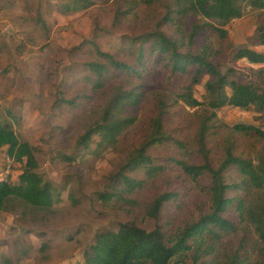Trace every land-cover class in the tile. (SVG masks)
Returning <instances> with one entry per match:
<instances>
[{"label":"rangeland","instance_id":"obj_1","mask_svg":"<svg viewBox=\"0 0 264 264\" xmlns=\"http://www.w3.org/2000/svg\"><path fill=\"white\" fill-rule=\"evenodd\" d=\"M70 1L0 0V119L33 148L36 171L53 187L54 198L49 208L15 198L0 210V264H84L83 252L96 234L116 231L122 223L148 231L158 226L170 245L184 225L211 210L209 172L193 179L177 163L201 164V140L212 168L225 157L229 141L234 155L264 169V109L209 108L206 83L214 82L213 76L202 69L194 81L198 65L173 72L166 54L150 51L159 30L176 41L180 53L207 47L210 62L228 81L262 86L264 64L234 54L243 47L264 53L257 37L264 10L245 4L243 15L226 23L173 11L170 21L165 16L176 7L174 0H92L88 8L65 10ZM110 58L135 72L115 68ZM92 64L103 66L101 73ZM127 90L139 92L140 101L121 104L113 116L132 122L113 142L93 134L86 146L80 144L86 130L102 121L111 98ZM188 90L197 104L184 101L181 94ZM159 100L165 102L161 128L171 139L146 149L158 167L154 173L147 166L123 171L140 184L127 190L119 171L151 134ZM207 116L208 128L201 132ZM236 124L260 133L237 130ZM23 164L8 157L4 147L0 176L17 181ZM223 175L226 183L238 185L227 190L232 203L223 214L236 230L215 229L207 237L210 247L197 253L192 244L172 259L174 264H228L234 255L240 259L236 264H264L255 220L237 208L241 200L246 210L264 214V184L249 181L235 165ZM162 193L172 195L156 217L149 215Z\"/></svg>","mask_w":264,"mask_h":264},{"label":"trees","instance_id":"obj_2","mask_svg":"<svg viewBox=\"0 0 264 264\" xmlns=\"http://www.w3.org/2000/svg\"><path fill=\"white\" fill-rule=\"evenodd\" d=\"M176 7L169 8L165 19L172 21V12L184 14L189 11L199 14L206 20L220 21L226 23L232 19L240 18L244 13L245 4L253 9L264 10V0H174ZM93 5L92 0H71L63 5L65 10H78L88 8ZM220 36H224V31L216 27ZM259 43L264 45V24L257 28ZM176 41L168 38L163 32L157 30L152 36L150 51H159L168 56L173 72L184 73L190 64L198 65L195 72L194 81L200 75L202 69L215 78V81H208L206 88L211 93V98L207 105L211 109H217L225 105L248 108L253 106L256 110L264 109V78L262 86L249 83H238L234 80L228 81L224 75L219 74L216 67L210 62V51L204 47L199 53H180L177 49ZM235 58H245L250 63L264 64V53L250 48H239L235 52ZM143 52L138 54L141 61ZM110 63L117 69H122L126 73H134L135 70L129 65L115 61L110 58ZM95 72L101 73L103 66L92 64ZM229 88L230 92H227ZM184 101L190 105H195L198 101L192 97L191 91L181 94ZM140 93L132 90L116 93L108 103L101 122L88 128L80 137L79 143L86 146L93 134H99L101 141L113 142L116 136L127 127L132 118L114 117V110L121 104L129 103L136 105L140 101ZM157 113L151 121V134L135 151L128 161L122 166L119 175L127 190L132 191L139 186V182H134L123 174L124 170H134L140 166L146 167L147 172L154 173L158 167L151 164V157L146 153V149L156 143L170 140V135L162 130V119L165 114V102L159 100ZM211 116L214 113L210 114ZM210 116V117H211ZM209 116L201 122V132L208 128ZM240 131L258 129L253 126L242 124L234 125ZM262 135V134H260ZM200 139V138H199ZM101 143V142H100ZM99 143V145H100ZM179 144L180 142L177 141ZM5 147L6 154L14 161L23 162L22 171L17 176V181L0 180V210L6 209L11 199H20L36 208H49L52 206L53 187L49 182L42 179L36 171L37 162L34 157L33 148L26 142L20 141L12 125L0 119V153ZM225 149V157L221 160L217 168H212L208 159V151L205 149L202 140L199 149L201 150L203 162L198 165L186 164L184 161H177L182 169L193 179L202 175L204 171L209 172L211 183L209 191L212 196L210 212L201 215L196 221L184 225L176 235L170 245L165 241L162 230L156 226L152 230H146L133 223H122L116 231H103L96 234L94 242L83 252L84 264H174L172 259L190 249L194 245V252L204 251L211 243L207 242V237H213L214 230L226 232L235 231L236 226L226 219L223 214L227 206L232 203L231 198L226 197L229 189H238L235 183H226L223 172L230 165H235L240 173L256 183L264 184V169L253 164L248 159L236 156L232 153V143L228 141ZM171 193H162L155 197L149 209V215L158 214L162 204L169 200ZM237 208L240 215H247L255 220V229L260 240L264 243V214L246 210L241 200H238ZM192 243L189 244L188 241ZM209 253V252H208ZM197 257V255H196ZM240 261L239 255H234L228 264H236Z\"/></svg>","mask_w":264,"mask_h":264},{"label":"built area","instance_id":"obj_3","mask_svg":"<svg viewBox=\"0 0 264 264\" xmlns=\"http://www.w3.org/2000/svg\"><path fill=\"white\" fill-rule=\"evenodd\" d=\"M0 180H6V179L0 176Z\"/></svg>","mask_w":264,"mask_h":264}]
</instances>
